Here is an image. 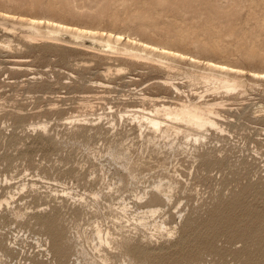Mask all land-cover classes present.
I'll return each mask as SVG.
<instances>
[{
    "label": "rangeland",
    "instance_id": "rangeland-1",
    "mask_svg": "<svg viewBox=\"0 0 264 264\" xmlns=\"http://www.w3.org/2000/svg\"><path fill=\"white\" fill-rule=\"evenodd\" d=\"M5 12L264 71V0H0ZM27 26L0 18V264H102L97 224L111 264H264V80L227 92L197 81L203 66L130 60L69 33L30 40ZM188 102L220 104L219 126L168 139L135 119ZM170 182L171 200H154ZM51 219L67 236L60 262Z\"/></svg>",
    "mask_w": 264,
    "mask_h": 264
},
{
    "label": "bare ground",
    "instance_id": "bare-ground-1",
    "mask_svg": "<svg viewBox=\"0 0 264 264\" xmlns=\"http://www.w3.org/2000/svg\"><path fill=\"white\" fill-rule=\"evenodd\" d=\"M0 18H2L3 20L13 21V22L18 21L20 23L27 24L28 25L27 27H29V31H26L27 33H24V34H26L25 37L27 39H30V40H39V39L49 40V39H51L52 41H55V40L59 41V39H60L59 37L62 33L63 34L69 33L68 35L73 34V36L79 40L82 38H87V39H91L94 41L105 42L107 44V47H109L110 51H112L113 54L122 55L123 57L130 59V60H138L139 61V60L145 59L148 61L156 62L162 67H170L171 66L170 62H181V63L183 62V63L192 64L196 67L197 66H203V68L205 70H208L209 73L205 74V75L197 76V81H198V78L201 77L200 78L201 80L204 79L207 81L218 82L220 85V88L225 89L227 92L235 91L236 89H238L241 85L240 79L242 77L247 76L251 79L264 80V71L263 72H255L254 71V73L248 74L244 70L237 68V67H233L229 64L219 63V62L212 61V60H204L203 61L202 59L190 56L189 54L181 52L179 50L172 49V48H169L166 46L157 45V44H154V43L142 40V39H138L137 37L134 38L135 36L132 37L130 35H126L123 33L106 31L105 29L99 30V29H93V28H89V27L87 28V27H83V26L77 27V26H73L71 24L69 25V24H66L63 22H58V20L55 21V20H51V19H47V18H37V17H32V16L31 17L18 16V15L6 13V12L0 13ZM47 31H48V33H47ZM50 43H52V42H50ZM218 106H220V104H216V103L211 104V103H205V102L204 103L188 102V103H183L181 105H177L175 108L174 107L171 108L170 106H166L164 104L160 107H154L156 109H154L152 111L149 110L150 112H146V110H144V109H143V111H136V112H134V115H136L138 112H141L140 113L141 115L138 116L139 115L138 114L135 117V119L139 120V124H141L143 127L149 128V130L148 129H146V130L150 131L151 135H153L155 137L159 136L161 138H168V139L169 138H175L176 139L178 136L183 134L184 136H186L188 138L189 137L190 138L191 137L197 138L200 135H204V133L206 131H209L213 127L219 126V121L217 119V117H218L217 107ZM139 124H138V126H139ZM47 126L48 125H46L43 128L44 132L47 130ZM114 149L115 150L112 152V156H114L118 160L126 161L127 155L119 149H116V148H114ZM123 163H125V162H123ZM174 189H175L174 183H171V182L167 186H164L163 184H158L155 187V191L157 194H156V196H154V197H156V198H154V200H160L161 199L162 201L163 200L164 201H170L171 197H172L171 194H172ZM261 193H262V191H261ZM263 193H264V191H263ZM107 199H109V197ZM249 201H251V200H249ZM119 207H121L122 211L125 213L128 210L127 204H123ZM248 207H250V206H248ZM243 209H246V208H243ZM83 211H85L84 208H83ZM161 211H162L161 207L149 209L148 211H146L144 213V216L138 220L139 221L138 223L141 225V227H146L147 224L145 223V220H147L149 218H154L156 215L161 213ZM250 211L252 212V210H250ZM246 215H248V213H246ZM164 224H161V225L157 224V225L159 226L160 229H164ZM47 225L51 229L53 228L52 229L54 232V237H53L54 251H53V254H54V256L57 257V259L60 262L61 259L65 257L64 245H66L65 242L67 241V236L66 237H64V236L66 233H63L64 234V236H63L62 233H59L58 231H56L55 230L56 222L52 219L48 220ZM225 226L226 225H224V227ZM216 227H217V225H216ZM232 227H234V226H232ZM232 227H231V229H232ZM117 228H120V227H117ZM166 233H171V232L168 231ZM70 234L71 233H69V235ZM89 234H90V232H89ZM95 234H96V236L94 237V239L99 240V243L96 246V250L99 251V253H100L101 263L102 264H111L112 261H110L109 255L107 256L106 254H104L105 249L103 250L104 246H110L111 245V243H112L111 240H109L108 237H106V238L104 237L103 230L101 229L99 224H97V226L95 228ZM111 238H112V236H111ZM68 244H69V241H68ZM127 245H130V244H127ZM147 245H150V244L147 243ZM128 248H123V250L125 251V249H127L126 254H128L129 256H130L129 253H131V252L137 253L136 252L137 249H131L130 251H128ZM48 253L52 254L51 251H49ZM142 258H143V256H142ZM128 260H130V259H128ZM59 264H62V263H59Z\"/></svg>",
    "mask_w": 264,
    "mask_h": 264
}]
</instances>
